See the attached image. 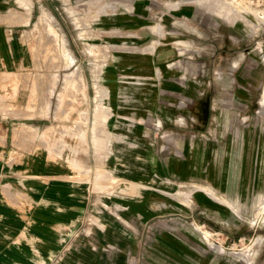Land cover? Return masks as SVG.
Instances as JSON below:
<instances>
[{
	"label": "rangeland",
	"instance_id": "374dc122",
	"mask_svg": "<svg viewBox=\"0 0 264 264\" xmlns=\"http://www.w3.org/2000/svg\"><path fill=\"white\" fill-rule=\"evenodd\" d=\"M47 1L49 5L43 4L34 14L35 23L28 28L31 33L23 36L32 54L28 66H33V72L27 69L14 84L7 81L8 93L11 85L16 89L11 88L10 95H6L12 96L22 87L29 107H35L46 100V93L50 94L53 87L50 98L54 122L47 140L73 162L92 163L95 148L102 150V170L88 169L87 179L91 183L102 181V189L115 192L117 197L105 203L92 201L91 206L96 204L100 210L116 204L126 206L130 198L148 193L151 209L167 217L189 210L188 199L183 198L193 192V224L188 223L193 229V264H264V194L241 214L221 195L201 187L198 178L203 170L193 179L189 150L183 155L187 157L183 161L187 170L182 176L175 175L171 165L167 168L179 155L174 141L180 140L178 132L192 137L196 130L217 132L219 138L214 140L213 150L219 157L211 164L220 169L231 150L243 149L227 130H250L252 135L255 131L264 139V0ZM14 2L25 8V23L30 16L28 0H5L7 16L10 11L13 17L14 11L9 8ZM206 6L224 9L216 16ZM222 12L225 16L229 13L227 17L233 15L230 20L222 17L223 21ZM10 40L15 49L14 33ZM231 46L234 51L228 49ZM161 70L166 73L161 75ZM107 72L111 74L108 79ZM173 82L186 84L182 90L184 104L160 90L163 84ZM110 84L117 93L114 112L111 92L105 88ZM97 86L100 88L95 90ZM96 91L105 98V106L96 103ZM200 99H206L205 112L200 110ZM188 102L193 105L190 107ZM114 118L119 122H112ZM111 123L119 127L111 130ZM126 124L130 129L147 131L136 138L147 147L140 155L136 150L134 157L149 158L154 164L161 162L166 170L158 166L157 172L162 174L159 179H168L175 187L164 185L158 189L126 181L118 173L123 169L117 166L124 161V154L118 155L120 161L106 162L110 157L106 150L109 130L125 134ZM20 131L22 126L14 135ZM244 143L247 152L264 149V144L254 145L251 138ZM139 162L134 165L140 166ZM200 164L205 166L204 162ZM115 166L120 171H109ZM150 176L158 178L153 170ZM130 185L138 192L130 193ZM176 191L183 195L185 206L171 197ZM172 220L168 218V223Z\"/></svg>",
	"mask_w": 264,
	"mask_h": 264
},
{
	"label": "crops",
	"instance_id": "0c3cea01",
	"mask_svg": "<svg viewBox=\"0 0 264 264\" xmlns=\"http://www.w3.org/2000/svg\"><path fill=\"white\" fill-rule=\"evenodd\" d=\"M27 4L30 16L23 23L22 10L25 8L14 2L9 8L14 11L13 17L10 11L7 16L5 0H0V264H193V229L188 225L193 224V192L183 198L188 199L186 207L189 210L167 217L156 208L151 209V200L146 199L148 193L142 198H130L126 206L112 205L110 211L100 210L96 204L92 208V201L105 203L117 197L115 192L102 189L105 188L102 181L91 183L87 179L89 170H102V150L95 148L92 163L73 162L65 157L60 147L47 140L49 127L54 122L53 99L50 98L53 87L50 94L46 93V100H40L35 107H29L27 93L22 87L9 96L11 88H16L11 85L8 93L6 82L14 84L26 74L27 69L33 72V66H28L32 63V54L23 36L31 33L32 29L28 28L35 23L33 19H36L34 14L38 8L43 4L49 5L47 0H28ZM140 6L138 4L136 9ZM11 32L16 35L15 49L10 40ZM97 88L100 87H95V90ZM105 88L111 92L114 112L117 110V93L111 84ZM185 88V83L177 82L160 86L164 96L180 101ZM181 103L184 104L183 101ZM188 104L190 107L193 105L192 102ZM112 122L119 121L114 118ZM19 126H22V131L14 135ZM128 126L126 124L125 134L109 130L110 143L106 150L110 157L106 162L120 161L118 155L124 154V161L117 166L123 169L118 173L126 181L156 186L154 188L164 185L175 187L176 184L170 180L159 179L162 174L157 172L158 166L166 170L161 162L154 164L149 158L134 157L138 154L136 150H140V155L147 147L137 140L140 132L145 134L147 131ZM109 127L112 130L119 126L111 123ZM46 131L47 135L43 136ZM227 133L231 138L237 137L243 149L231 150L224 168L211 164L219 157L213 150L214 140L219 136L217 132L208 130H196L193 137L176 133L180 139L178 143L174 140L179 155L174 154L178 157L169 162L167 168L171 165L174 174L182 176L187 170L183 165L187 157L183 155L189 150L193 159V179H197L201 175L199 170H203L198 178L201 187L221 195L242 214L247 205L251 207L264 194V149L247 152L244 142L251 138L254 145H263L264 139L254 133L252 135L250 130L230 129ZM174 137L173 133V139H176ZM136 161H140V166L134 165ZM203 162L204 167L200 164ZM117 166L109 171L119 170ZM151 170L158 178L150 176ZM134 174L142 177L134 178ZM130 191L138 192L131 185ZM157 196L161 197L160 194ZM182 196L176 191L171 197L184 204ZM168 218L174 221L169 222L174 223L171 226ZM89 220L91 223L88 224ZM182 222L187 226H177Z\"/></svg>",
	"mask_w": 264,
	"mask_h": 264
},
{
	"label": "bare ground",
	"instance_id": "6f19581e",
	"mask_svg": "<svg viewBox=\"0 0 264 264\" xmlns=\"http://www.w3.org/2000/svg\"><path fill=\"white\" fill-rule=\"evenodd\" d=\"M230 3H232V2H230ZM232 5V4H231ZM206 8L207 9H210V10H212L213 11V14L214 15H216V16H220L221 15V11L224 9V7L220 10V9H216V8H214V7H210V6H206ZM226 10V9H225ZM225 10H224V12H225ZM226 11H228V10H226ZM223 13V12H222ZM224 14V13H223ZM226 14H227V12H226ZM229 14V13H228ZM228 14H227V16H228ZM233 15V14H232ZM232 15H229V17H227V16H225V14L223 15V16H221L220 18H222V17H224L225 16V19L227 18V20H230V19H228V18H230ZM224 19V20H225ZM222 20H223V18H222ZM223 20V21H224ZM226 20V21H227ZM236 22V21H235ZM166 73V71L164 72L163 70H161L160 71V74L161 75H163V74H165ZM107 74V79L108 78H110V72L108 73H106ZM105 74V75H106ZM109 76V77H108ZM101 94H100V92L99 91H96V96H95V100H96V103H99L100 105H102V106H105L106 105V102H105V98L103 97V96H100ZM156 96V95H155ZM135 175V177L136 176H138V174H134ZM218 199V198H217ZM230 206V205H229ZM231 207V206H230ZM263 208V207H262ZM235 211V210H234ZM261 211H262V209H261ZM232 212H233V210H232ZM260 212V211H259Z\"/></svg>",
	"mask_w": 264,
	"mask_h": 264
},
{
	"label": "flooded vegetation",
	"instance_id": "af4514ba",
	"mask_svg": "<svg viewBox=\"0 0 264 264\" xmlns=\"http://www.w3.org/2000/svg\"><path fill=\"white\" fill-rule=\"evenodd\" d=\"M226 47H227L226 45H223V49H227ZM232 48H233V46L229 47L228 49L231 50V51H234V50H232ZM203 100H206V99H200L199 100L200 101L199 102V107H200L201 112H205V109H204L205 101H203Z\"/></svg>",
	"mask_w": 264,
	"mask_h": 264
},
{
	"label": "built area",
	"instance_id": "2783aa9c",
	"mask_svg": "<svg viewBox=\"0 0 264 264\" xmlns=\"http://www.w3.org/2000/svg\"><path fill=\"white\" fill-rule=\"evenodd\" d=\"M102 207H103V206H102ZM101 210L110 211V208L107 207V206H105V207H103V209H101ZM89 223H91L90 220L88 221V224H89ZM93 224H94V223H93Z\"/></svg>",
	"mask_w": 264,
	"mask_h": 264
}]
</instances>
